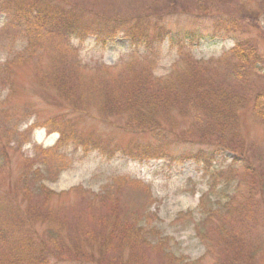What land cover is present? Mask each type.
<instances>
[{
	"label": "rangeland",
	"instance_id": "374dc122",
	"mask_svg": "<svg viewBox=\"0 0 264 264\" xmlns=\"http://www.w3.org/2000/svg\"><path fill=\"white\" fill-rule=\"evenodd\" d=\"M17 1L23 3L20 8L28 9L20 10L26 12L23 18L10 13L2 6L4 0H0V202L9 207L8 211L1 208L4 214L0 212V235H5L0 236V264H14L17 255L25 253V248L19 247L20 236L32 246L45 248L44 256L51 259L50 264H264V192L259 193L264 189V122L254 108L253 99L257 91H264V70L253 69L245 82L253 102L240 110L233 126V133L243 142L236 155L244 156L252 168V175L245 180L242 174L246 162L237 163L231 172L228 168L234 154L219 149H204L214 152V162L208 171L194 159L177 157L185 150L182 147L172 150V156L167 158L133 156L130 153L133 145H138L133 152L140 153V147L151 135L125 130L123 115L103 114L97 90L103 88L105 79L115 77L130 61L141 63L155 76L165 78L181 62L177 44L169 38L160 41L156 36H150L149 43L144 40L132 44L122 33L107 44L96 34L85 38L72 35L63 40L55 29L60 23L56 14L61 9L84 11L89 19L103 15L111 19L110 24L145 14L151 17L152 24H164L173 32L181 31V35L197 21L205 32L217 34L186 43V53L201 63L217 64L215 68H207L209 80H224V84L236 86L238 82L230 72L235 63L230 50L239 38L253 41L264 60V0H245L247 10L257 19L249 20L244 13V28L237 32L238 37L217 29L209 15L177 13L178 8L174 9L170 3L173 0L14 2ZM178 1L188 10L197 11L194 0ZM217 5L212 11L234 9L225 3ZM167 13L171 15L166 16ZM65 65L71 73L61 71ZM73 84L81 85L76 90V100L66 95L67 89L61 90L75 87ZM56 117L76 121L81 131L109 139L113 149L118 145L119 150L113 155L99 149L86 153L82 146L70 143L59 149L66 160L58 157L48 169L41 151L54 148L60 137L59 132L50 129ZM172 117L175 128L188 123L177 111ZM24 173L26 176L11 188ZM25 182L32 187L30 197L23 193ZM135 182L149 189V200L133 187ZM43 186L54 195L45 194ZM244 188L247 193L240 207L243 212L234 217L223 213L211 216L208 237L202 238L196 223L207 216V211H217L220 199ZM106 191L121 201L122 208L115 206L111 198L108 209L100 197L95 198V205L87 199ZM137 210L147 234L159 241V247L144 250L142 242L123 244L115 231L111 237L106 234L108 225L102 217L119 225L121 216L132 220L130 212ZM17 211L24 213V227L13 226V220L21 218ZM221 217L224 221L220 223ZM6 227L8 232L4 230ZM11 235L16 238L5 239Z\"/></svg>",
	"mask_w": 264,
	"mask_h": 264
},
{
	"label": "trees",
	"instance_id": "16d2710c",
	"mask_svg": "<svg viewBox=\"0 0 264 264\" xmlns=\"http://www.w3.org/2000/svg\"><path fill=\"white\" fill-rule=\"evenodd\" d=\"M14 1L15 0H4L2 6L10 13L13 12L17 18H23L26 16V12L20 10L28 9L20 8L23 3ZM181 2L182 1L178 0L170 2L172 6H175L174 9L178 8L179 12L177 13L189 16L196 15L207 17L209 15V17L215 20V27L226 33L231 32V34L237 35V32L244 28V13L247 14L246 18L249 20L255 21L257 19V16L247 10L246 5H244L245 0H194V5L197 6V11L193 9L195 12L188 10L187 6L182 5ZM220 3H225L234 9L222 10V12L212 11V9ZM199 9H201V11H199ZM85 12H90L94 15L92 11ZM168 15L171 14L167 13L166 16ZM97 17L98 18L95 19H89L86 18V15L84 16V11L80 12L76 10L66 12L61 9V12L56 14V19L59 20L60 18V23L58 22L55 25V29L59 38L63 40L72 35L77 38H85L90 34H96L104 44L113 41L120 33L124 34L132 44H139V42H144V40H147L149 43L151 42L150 36H156L160 41L169 38L174 45L177 44L181 55L179 66L172 74L165 78L155 76L152 70H146L147 66L141 63L140 65L137 64L136 61H130L115 77L112 76L105 79L103 88L98 87L97 94L99 96L98 98L101 100L100 108L104 115L110 117L123 115L126 117V122L124 123L125 130L136 134L149 133L151 135L150 140L140 147V153L133 152L138 146L136 143H133V147L131 146L132 149L130 147L131 155L142 156L140 159L167 158L172 156V154H170L172 150L182 147L185 150L179 152L176 156L179 158L185 157L194 159L198 164H202L206 171L209 170L214 162V152H207L204 149H219L234 154L235 159L230 165L231 168H228L229 170L231 169V172L235 171L234 168H236L235 166L238 165L239 162L247 161L244 159V156L236 155V149H242L243 142L238 140L237 135L233 133V126L237 122L240 110L253 102L250 99L252 95H250V90L247 88L248 85L245 82H248L253 69L261 70L262 68V70H264V60L253 41H242L243 39L241 40V38H239L235 46L230 50V53L235 58V63L232 64L230 72L233 73L238 83L236 86H229L224 84L226 83L224 80H209V69L207 70V68H215L217 64L212 62V64L210 62L201 63L185 51V46L187 44L204 38L213 37L217 34L216 32H205L204 29L199 27L197 21L189 25L188 27L190 28L187 27L185 33L181 35V31L173 32L171 28L168 27L167 29L164 24L158 22L152 24L150 21L151 17H147L145 14L138 18H123V20H116L113 24H110L111 19L106 18V16L97 15ZM133 19L135 20L133 21ZM221 60H224V58ZM106 69L107 71L110 70V68ZM61 71L71 73V71L66 68V65ZM113 84H116V86H113ZM240 84H243L244 87L238 88ZM80 86L79 84L75 87L67 86L61 90L64 91L67 89L66 95L76 100V90ZM263 95L264 91H257L253 99L254 108L258 116L264 122ZM174 111H177L181 118L185 120V122H188L180 129L174 127L175 121H173L174 117H172ZM50 129L59 132L60 137L54 148L41 151L46 162L44 164L48 165V169L52 161L56 158L60 157V160H66V156L61 153L59 149L70 143L82 146L86 153L93 149H99L103 153L113 155L119 150L117 149L119 147L118 145L113 149L109 139L98 137L93 132L85 133L81 131L78 123L70 118H53ZM125 149H127V147ZM243 167L244 172L242 178L247 180L248 177L252 175V168L248 162L243 164ZM21 176L22 177L17 180L11 188H14L26 175L24 173ZM133 187L137 189L138 193L143 195L146 200L150 199V191L147 187H144L142 183L135 182ZM31 188L32 187L27 182H25L22 187L23 193L28 197L32 195ZM42 189L45 194L54 195V193L49 191L46 187L43 186ZM15 190L18 192L17 189ZM246 190L247 188H244L239 192L228 195L226 199H220L222 201L219 202V200V204H217L216 207L214 206L217 211H207V216L205 215L206 217H203V220L198 221L195 225L196 229L200 230L199 235L202 238H204V236L208 237V218L211 216H217V214L223 213L234 217L243 212L240 211V207L244 202V196L247 193ZM252 191L251 189V192ZM108 192L111 191H106L101 195L95 194L93 198L89 199V197H87V199L95 205L97 204L95 198L100 197V201L103 202L105 209H108L107 205L112 199L115 206H120L122 208L121 201ZM261 192H264V189L259 190V193ZM248 203H245L244 206L246 207ZM202 204L204 206L205 203L202 201ZM7 206L5 202H0L1 214L5 213L1 208L4 207L7 211L9 210ZM130 214L134 219L131 220L129 217V220L125 218V216H121L120 218L123 220L122 224L119 225H117V222L115 224H110V219L108 217H102L103 220L106 218L104 224L108 225L106 226V234H109V237H111V233L115 231L118 240L124 241L123 244L128 243L137 245L142 242L145 244L144 250H152L157 245L159 247L161 245L158 244L159 241L157 243V240L149 237L150 234H147V228L143 225L142 220L139 219L140 210L134 211L133 213L130 212ZM18 215H20L21 218L17 220L14 219L13 226L15 225L14 227H16L20 224L24 227V224H22V222H25L23 218L24 213L17 211V216ZM26 219L28 222L29 219ZM223 221L224 219L221 217L220 223ZM11 223L12 220L10 224ZM59 227L61 228L60 225ZM222 229L223 228H220V231H222ZM4 230L8 232V227ZM91 235L94 236V233L91 232ZM0 236L3 237L5 235ZM101 236H103V232H101ZM6 238H16V235L6 236L5 239ZM18 238H21V246L19 247L25 248V253H19V256L17 255V261L14 264H50L51 259H46L44 256V253L46 255L47 251L45 248L32 246V243L24 237L20 236ZM17 244H19V242H17ZM153 244L154 246H152ZM53 254L57 256L55 252H53ZM49 256H52V254L50 253ZM232 258H234V256H232Z\"/></svg>",
	"mask_w": 264,
	"mask_h": 264
}]
</instances>
